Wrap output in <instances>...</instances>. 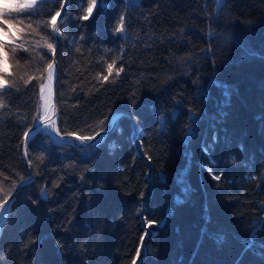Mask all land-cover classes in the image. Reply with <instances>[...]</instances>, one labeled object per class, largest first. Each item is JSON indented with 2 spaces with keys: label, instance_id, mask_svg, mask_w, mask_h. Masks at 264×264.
Segmentation results:
<instances>
[{
  "label": "trees",
  "instance_id": "16d2710c",
  "mask_svg": "<svg viewBox=\"0 0 264 264\" xmlns=\"http://www.w3.org/2000/svg\"><path fill=\"white\" fill-rule=\"evenodd\" d=\"M66 1L0 25L13 85L0 90V186L8 198L29 177L25 133L56 49L59 129L108 133L91 148L31 136L35 177L0 264H264V0H105L87 20V0H70L57 47L50 21Z\"/></svg>",
  "mask_w": 264,
  "mask_h": 264
},
{
  "label": "snow or ice",
  "instance_id": "6c2138e0",
  "mask_svg": "<svg viewBox=\"0 0 264 264\" xmlns=\"http://www.w3.org/2000/svg\"><path fill=\"white\" fill-rule=\"evenodd\" d=\"M43 2L44 0H41V3ZM82 2L83 0H81V3ZM216 3L218 6H223L224 3H226V0H216ZM35 5H36V0H25V3L19 4V5H14L12 3H9L8 0H3V2L0 3V25H7L10 23V19L5 18L6 16H9V14L15 13L19 15L21 13H25L29 17L38 15L39 13L37 12ZM97 7H99L100 10H103V8L105 7V0H99V5L97 3V0H87V7L83 9L84 15L81 17V19L87 20L89 17L93 15V10ZM57 16H60V12H57L56 15L51 18V21H50L53 32L59 31V29L56 27L57 25L56 17ZM0 31H3V28H0ZM116 31L117 32L124 31V17L123 16L120 17V21L118 23ZM4 47H5L4 43L0 41V49H3ZM47 47L51 49L52 45L47 44ZM3 62H4V59L0 57V64H2ZM115 63L116 61H113L112 63L107 65V70H108L109 75H111ZM48 67L51 68L52 65L49 64ZM121 71H123L122 67L116 71L117 77L120 75ZM4 72H6V69L3 67H0V73H4ZM103 79L104 81H107L108 76H104ZM12 86L13 85H10L9 81L5 79L4 75H0V90H4L6 87H12ZM43 87H44L43 84H41V91H43ZM227 95H228V92L226 91L225 96ZM0 107H3L2 103H0ZM104 123L105 122L103 120L100 121L101 125H103ZM49 127H51L53 131H55L57 136H60L61 139H63V136L61 135L60 130L55 128L54 124L49 125ZM39 130H40L39 128L36 129V131H39ZM101 131H103V129H101ZM66 135L73 136L74 133L69 132V133H66ZM96 135L99 136L100 133L97 132ZM29 137H30V133L26 132L25 138L28 139ZM76 139L80 141L81 145H87V148H91L92 145L88 142L93 140L94 138L92 136H77ZM25 155H27V152H25ZM22 179L23 178H21V180ZM213 179L220 180V176L214 175ZM15 188H16V183L13 182L12 189H15ZM0 192H5V198H7V196L10 194V192H6L4 187L2 186H0ZM11 208H12V205L11 203L7 202V199H5L4 202H0V231H2L5 225L9 222V214L11 212ZM152 223L153 222L151 221L148 222L149 228L151 227ZM260 230L264 231V224H261ZM255 239H256V236L254 234L250 236L249 240L246 242V245L248 248H253L255 246ZM141 241H143V237H141ZM136 255L137 257L141 255L139 249L136 250ZM132 264H136L135 259L132 261Z\"/></svg>",
  "mask_w": 264,
  "mask_h": 264
},
{
  "label": "water",
  "instance_id": "95a60500",
  "mask_svg": "<svg viewBox=\"0 0 264 264\" xmlns=\"http://www.w3.org/2000/svg\"><path fill=\"white\" fill-rule=\"evenodd\" d=\"M69 2H70V0H67L66 1V3L64 4L65 5V9H64V11H63V13L62 14H60V16H58V19H57V25H56V27L58 28V24H60L61 22H62V20H64V18H65V15L67 14V11H68V8H69ZM59 29V28H58ZM55 35H56V38L58 39V45H57V47L59 46V44H60V30L58 31V32H55ZM57 49L55 50V53H54V57H53V60H52V67L51 68H53L54 69V72H53V76H52V78H51V90H50V93H49V102H48V110L44 113V114H42L41 116H40V118H38V120L29 128V130H28V132L27 133H30V137L28 138V139H26L25 138V151H24V153L25 152H27V155H25V163L29 166V164H28V157H29V153H28V146H29V139L31 138V136H32V134H34L35 132H36V129L37 128H39L40 129V127H43L45 124H51V122H52V120L53 119H56V121H54V125H55V128H57V129H59V126H58V115H59V107H57V96H56V91H57V81H58V78H59V64H58V62L56 61V55H57ZM50 69V68H49ZM49 69H48V72H49ZM48 72H47V74H48ZM48 78H49V74H48V76H47V78H46V82H47V80H48ZM45 82V83H46ZM44 86H45V84H44ZM52 107H54V115H53V117H52V114L50 113V110H51V108ZM123 115H121V116H119L115 121H114V123H113V128H115V126H116V124H117V122L119 121V119L122 117ZM53 118V119H52ZM60 130V129H59ZM60 132H61V130H60ZM66 133H68V132H61V135L63 136V139H61V137L60 136H57L56 135V133H55V131H53V135L58 139V140H60V141H71L72 143H74V144H77V145H80V146H86V145H81V143H80V141L79 140H77L76 139V137L77 136H81V135H79V134H77V133H74V135L73 136H68V135H66ZM99 133H100V135L99 136H97V135H95L93 138V140H91V141H89L88 143H90V144H92L93 142H95V141H97V139L100 137V136H102L103 134H105V133H108V131H105V130H103V131H99ZM140 136V133L139 132H137V133H135L134 135H133V137H134V139H135V141H136V146H137V148H139L138 147V140H139V137ZM139 153L140 154H142V149L141 148H139ZM146 159H148V158H146ZM149 160V159H148ZM150 161V160H149ZM34 177V175H32V173H31V175H30V177H28V178H26V180H24V181H22L21 183H20V185L19 186H17L18 188L15 190V192L13 193V194H11L8 198H7V202L8 203H11V205L14 203V201H15V197H16V195H17V193L20 191V188H21V186L24 184V183H26V182H29V181H31V179ZM44 195H46V192L44 191V193H43ZM165 220H166V218H164L161 222H160V226H162L163 224H164V222H165ZM6 226V225H5ZM4 229V228H3ZM3 231V230H2ZM2 231H0V237H1V235H2ZM150 235H152V234H150ZM149 234H147L144 238H145V242L148 240V237L150 236Z\"/></svg>",
  "mask_w": 264,
  "mask_h": 264
},
{
  "label": "bare ground",
  "instance_id": "6f19581e",
  "mask_svg": "<svg viewBox=\"0 0 264 264\" xmlns=\"http://www.w3.org/2000/svg\"><path fill=\"white\" fill-rule=\"evenodd\" d=\"M53 72H54V69L53 68H50L49 69V72H48V74H49V78H48V80H47V82L45 83V86L43 87V91H42V94H43V97H44V101H45V104H44V111H43V113H45L47 110H48V102H49V93H50V90H51V78H52V76H53ZM50 113L52 114V117H53V115H54V107H52L51 108V110H50ZM53 119V118H52ZM54 121H56V119H53L52 120V122H51V124H45L43 127H45V128H48V129H52L51 127H49V125H52V124H54ZM31 127V126H30ZM29 127V128H30ZM29 130V129H28ZM28 130H27V132H28ZM29 147V146H28ZM25 151V150H24ZM150 160V159H149ZM28 164H29V157H28ZM28 167V173H29V177H30V175H31V173H32V175H34L33 174V171H32V169L30 168V165L29 166H27ZM34 177H35V175H34ZM34 177L32 178V179H34ZM28 178V177H27ZM31 179V180H32ZM24 180H26V179H23L22 181H24ZM22 181H20V183L22 182ZM29 182H31V181H29ZM20 183L17 185V186H19L20 185ZM26 183H28V182H26ZM26 183H24V184H26ZM23 184V185H24ZM22 185V186H23ZM22 186H21V188H22ZM18 188V187H17ZM16 188V189H17ZM15 189V190H16ZM15 192V191H14ZM13 192V193H14ZM12 193V194H13ZM7 199V198H6ZM4 202V201H3ZM148 231H149V235L150 234H153L155 231L153 230V229H151V228H149L148 229ZM147 235V234H146ZM151 236V235H150ZM149 239V238H148ZM148 241V240H147ZM146 241V242H147ZM145 242V238H144V243H146Z\"/></svg>",
  "mask_w": 264,
  "mask_h": 264
},
{
  "label": "rangeland",
  "instance_id": "374dc122",
  "mask_svg": "<svg viewBox=\"0 0 264 264\" xmlns=\"http://www.w3.org/2000/svg\"><path fill=\"white\" fill-rule=\"evenodd\" d=\"M2 2H3V0H0V3H2ZM8 2L12 3V4L18 3V2H19V4H23V3H25V0H8ZM0 36L2 37L1 34H0ZM0 57H2L4 59V62L2 64H0V67L8 69V64H7V61H6L5 53H3L1 49H0Z\"/></svg>",
  "mask_w": 264,
  "mask_h": 264
}]
</instances>
